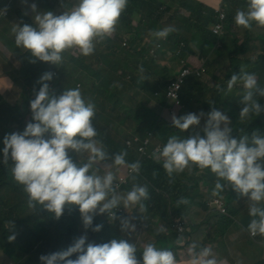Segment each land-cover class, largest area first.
<instances>
[{
	"label": "trees",
	"instance_id": "trees-1",
	"mask_svg": "<svg viewBox=\"0 0 264 264\" xmlns=\"http://www.w3.org/2000/svg\"><path fill=\"white\" fill-rule=\"evenodd\" d=\"M78 2L79 0H65L60 14L64 11H72ZM241 2L242 0H237L235 4L240 5ZM54 6L58 9V5ZM180 9H185L194 20L181 14ZM8 14L7 11V16ZM234 16L231 10L228 11L227 22L231 26L234 23ZM19 17L21 25L28 24L35 27L23 13H19ZM215 20L216 17L206 14L204 8H193L187 0H128V5L121 14L115 31L111 36L96 42L91 55L83 56L78 49H68L62 54V62L58 65L39 60L35 63L30 62L32 57L28 51L18 58L20 75L24 79L22 93L17 101L3 97L4 93L0 94V123L3 126L0 135V264H41L39 260L41 255L66 250L75 238L85 234L78 206L65 208L59 219H56L53 213L40 209L39 206L36 209L29 208L27 194L12 177L13 162L10 159L7 165L2 162L5 135L22 132L26 124L32 121L30 101L35 99L36 93L42 86L38 83L40 77L49 72L53 76L51 81H47L50 95L59 96L65 89L79 88L84 101L95 105V116L92 121L97 130L95 139L109 154V159L102 162L112 164L111 157L120 152H127L125 165L140 162L139 173L132 174L136 179L133 180L131 176L128 184L121 190L130 191L133 183L148 187L150 198L143 201L146 210L141 211L137 204L134 219L147 225L144 229L146 228V232L153 235L156 247L161 246L173 254L182 249L179 240L183 237H180L173 228L174 220L185 218L198 205L203 209L207 208V202L204 201L206 194L200 188L199 179L205 174H210L211 170H204L201 173L202 177L197 176L201 172L198 168L185 169L184 172L174 173L169 177L162 167L163 161L157 162L153 159L155 149L151 151L152 148H149L148 155L141 157L140 145L134 143L129 147L127 143L136 137L144 139L152 133L154 136L152 140L163 148L172 135L180 138L192 135L193 129L184 133L179 131L172 125V115L164 114L166 92L173 81L172 68L167 59L176 58V51L182 44H184L182 52L186 51L183 58L189 59L190 56L196 55L207 59L206 78L214 80L221 75L229 80L234 73H240L242 66L245 71L252 73L253 68H246V63L243 61L251 62V54L245 55L244 59H238L245 52V44L239 43L240 40L235 33L230 42L233 48L227 54L230 62L227 70L224 69L222 60L213 55L214 48L222 50L226 46L227 39L231 38L229 33L217 36L209 29L210 23ZM165 27H173L176 30L165 40L159 41L161 45L158 47L157 40L153 39L150 33ZM246 34L250 39L255 36L254 31L251 30ZM257 38L262 40L260 36ZM127 39L128 46L125 47L124 41ZM151 50L157 55L154 56ZM255 53L258 52H253L252 56ZM188 64L190 67L194 66L191 62ZM218 65L219 67L216 68L215 66ZM202 79L196 76L187 79L180 94L184 108L175 114L177 118L191 113L192 108H197L199 112L203 111L200 98L209 95L210 86ZM228 80L216 91L214 105L222 108L221 112L231 121V136L239 140L242 136H251L256 130L264 136L262 132L264 111L259 115L252 114L253 121L257 125L242 124L236 116L237 111L233 109L231 95L225 91ZM196 91L200 95L198 99L194 96ZM258 103L262 106L264 101ZM213 108L215 107L212 106L209 110ZM15 127L17 130L11 131ZM9 131L11 132L6 133ZM69 155L74 162L77 161L78 158L74 153L69 152ZM79 162H86V157H80ZM114 169L112 168L111 171ZM115 174L118 179L120 172ZM207 178L210 179V176L208 175ZM208 182L207 180L208 192L211 194L215 192L214 198L224 201L227 210L241 197L230 187L221 191L215 188L216 183ZM221 183L226 182L221 181ZM181 198L186 199L188 203L178 205ZM113 211L115 212V209ZM215 212V216L225 217L222 213ZM209 215L204 222L213 219L214 216L209 218ZM231 215L235 216L232 212ZM117 217L114 220L107 214L96 216L93 227L96 224H102L103 227L99 232L88 229L86 231L88 242L102 244L113 238H119L126 239L130 243V233L122 231L120 224V218L128 217L122 213H118ZM9 221L13 222V227ZM153 225L160 228L164 225L165 229L155 230L152 228ZM244 225L248 229V225ZM190 227L189 242L195 246L197 253L201 246L192 242L195 228L192 225ZM218 232H221V229L216 231L217 237L220 238ZM10 235H15V240L9 241ZM261 240L264 244V237L261 236ZM145 245L135 244L138 258ZM72 258L74 259L75 256Z\"/></svg>",
	"mask_w": 264,
	"mask_h": 264
},
{
	"label": "clouds",
	"instance_id": "clouds-1",
	"mask_svg": "<svg viewBox=\"0 0 264 264\" xmlns=\"http://www.w3.org/2000/svg\"><path fill=\"white\" fill-rule=\"evenodd\" d=\"M127 5L128 0H79L72 11L55 15L52 11H37L33 3L30 8L35 13L36 26L24 24L13 28L15 44L31 54L33 63L39 60L58 65L68 49H78L81 55L89 56L96 42L115 31ZM6 12L7 7L0 9V15ZM234 22L245 29L251 28L253 23L264 26V0H246V9L237 10ZM175 30L166 27L150 35L157 40L166 39ZM52 78L50 72L40 77L38 83L42 86L30 101L32 121L22 132L5 135L2 149V162L5 165L9 159L13 162L12 177L27 194L29 208L39 206L59 219L65 208L78 206L85 234L75 238L66 250L41 255V264H177L173 252L158 249L153 243L146 244L138 258L135 244L126 239L113 238L102 244L88 242L86 231L99 232L103 227L102 224L93 227L96 216L107 214L117 219L113 210L121 203L124 208L138 204L144 211L143 201L150 198L149 191L147 185L133 183L126 195H118L115 172L99 174V167L94 166L109 159V154L95 139L97 130L92 122L95 105L84 101L79 88L65 89L59 96L50 95L47 81ZM238 81L245 90L239 115V120L243 121L250 114L259 115L264 111L254 98L256 95L264 97V88L258 87L255 74L245 71L243 66L239 74L234 73L228 80V90ZM202 118L205 119L201 129L203 136L199 131L187 138L172 135L162 150L153 153V159L163 161L162 167L169 177L190 168L201 172L210 169L217 177L216 189L223 191L230 187L247 198L252 217L248 231L252 236L264 237V207L260 206L264 203V136L256 130L251 136L233 138L231 121L215 108L208 113H188L179 118L173 114L171 121L184 133L198 128ZM69 152L76 155L77 161L74 162ZM126 155L127 152L115 154L111 157L112 164L106 167L118 171V166L126 164ZM80 157H86V162H79ZM127 167L130 174H138L140 162ZM132 179H136L135 175ZM186 203L183 198L178 201V205ZM9 223L13 227V222ZM120 224L122 231L135 228L128 218H120ZM15 238V235L8 236L9 241ZM209 255L210 249L204 248L193 256L191 264H216L214 259H204Z\"/></svg>",
	"mask_w": 264,
	"mask_h": 264
},
{
	"label": "crops",
	"instance_id": "crops-1",
	"mask_svg": "<svg viewBox=\"0 0 264 264\" xmlns=\"http://www.w3.org/2000/svg\"><path fill=\"white\" fill-rule=\"evenodd\" d=\"M187 1L189 2V4H191V6L193 8L196 7L192 0H187ZM213 1H215V0H213ZM236 1L237 0H217L216 4L213 5L214 6L213 10H209V9H206L205 7H201V8L205 9L206 14L213 16V17H216V20L214 22L210 23V25H209L210 30H211L212 24H214L218 20V9L221 6H223L225 8V11H226L225 26H224V32L222 35L229 33L231 35V38L227 39L226 46L224 48H222V50L213 51V55L219 57L222 60L224 69L227 70V68L230 65V62L227 59V54L233 48V46L230 42H232V37H233V34L235 33L236 37L240 40L239 43L242 45L245 44V52H243L238 57V59L239 58L244 59L245 55L247 56V55L251 54L250 55L251 62H250V60H247V61L243 60V61L246 63V68L247 67L253 68L252 73H254L256 78H257L258 87L264 88V26H258L257 24L253 23L251 28L245 29L243 27L237 26L235 24V22L233 23L232 26L230 24H228V22H227L228 11L231 10V14L235 15L237 10L246 9V0H242L240 5L235 4ZM196 8H199V7H196ZM236 8H239V9L236 10ZM248 30L254 31V33H255V36L252 39L248 38V35L246 34ZM222 35H217V36H222ZM259 36L262 37L263 41L261 39L257 38ZM152 38L155 39L153 36H152ZM155 40H157V39H155ZM162 40L163 39L157 40L158 47L160 45L159 41H162ZM127 46H128V39H127V45L125 47H127ZM253 52H258V53L257 54L255 53V55L252 56ZM151 53L154 56L157 55L156 52H154L153 50H151ZM175 57L176 58L168 57V59H167L169 66L172 68L173 80L177 76V74L179 73V71L181 69L186 68V67L187 68L190 67L188 64L190 62L193 63V65H194L192 68L200 67L201 63L203 62L204 67H205V72H207V69H208L207 64H206L207 59H204L205 57L192 55V56H190L189 59H185V58H183L182 55L178 56L177 51H176ZM205 72L200 76L190 75L189 77L196 76V77L202 78L204 76ZM225 74H227V72ZM19 78H20V75L19 76L17 75L16 77H14L11 74V72L5 71L3 69V66L0 65V80L3 81V84L6 86V88H4L2 92H4V96L6 98H8V99L12 98L14 91L16 89V84L19 83L18 81L16 83V80H18ZM202 80L203 81L206 80L209 83V86L213 85V87L210 86L209 95L206 98H200V100L203 103L202 104V109H203L202 112L208 113L211 111L209 109H211L212 106H214L215 108H220V107H217L214 105L215 97L217 94L216 91L219 89L218 87H215V86L220 87L228 79L225 76L222 77L220 75L219 77L215 78L214 80H212L208 77L203 78ZM22 83H24V79H23ZM225 91L227 94H230L232 99H233V104H234L233 109L235 111H237L236 116L239 120L240 111L244 106L241 103L242 97H243L244 92H245V90L243 88V84H242V82H237V84L234 85V87L231 89V91H229L228 88L225 89ZM156 95H158V97H159L158 93ZM194 96L196 97V99H198V97H200V95L198 94L197 91L194 93ZM166 98H167V92H166ZM254 98L258 102L264 101V97H260L258 95L254 96ZM179 106H181V107H179ZM179 106L175 107V103L170 102L167 98V101L164 105V108L166 107V110H164V114L169 113L170 115H173V114H176V113L182 111L184 106H183V102L181 103V99H180V105ZM262 107H264V103H262ZM219 111H222V108H220ZM191 113L199 114L200 112L197 108H192ZM261 116H263V115L261 114ZM261 118H263V117H261ZM239 121L242 124H249L250 126L257 125L253 121L252 114H250L243 121H241V120H239ZM204 123H205V119L202 118L201 125L197 129L200 133L202 132L201 129H202ZM230 127H231V124H230ZM13 130L15 131V130H17V128L15 127L11 131H13ZM197 130L196 129L192 130V134H194V132ZM11 131H9V132H11ZM262 132H264V131H262ZM154 149L155 148H152L151 151H153ZM98 166H100V165H95V167H98ZM99 169H100V173L104 174V172H106L105 170H103L101 168H99ZM121 174H122V172H120L119 176ZM208 175L210 176V179L207 178ZM203 178H207V180L212 184H215L217 182V177L212 172L210 174H205ZM126 193H127L126 191L117 192L118 195H126ZM246 205L248 206V203ZM120 207H123L122 203L118 208H120ZM136 207H137V205L133 209L134 211L136 210ZM213 212H215V210ZM230 212L235 214L236 219L238 221H240L241 227H237V226L233 225L231 223V220L228 217L223 218L221 216H214L213 219H211V220L207 219V221L204 222L206 217L210 213H212V210H210L208 207L206 209H203V208H201V206L198 205V207H196L193 211H191L189 219L192 223L191 225L195 228V230L192 233V235H193L192 242H196L197 244H199L201 246V248L196 253V249H195V247H193L194 245L189 242L190 236L188 238L183 237V239H181L182 244L180 245V246H182V249H179L174 253L177 264H191V260H192L193 256L200 253L204 248L210 249V255L208 257H205L204 259H214L216 261V264H241V262L246 260L245 254L242 253L241 251H239L237 249V247H235V246H236V244L238 245L240 243V241L244 237L246 231L249 233L248 229L245 227L244 224L249 225L252 217L249 216V210L247 209V214L241 218H238V216H240L242 214L240 211V206L237 205V203H235V202H233L231 208L229 210H227V215ZM125 216L128 217L130 224H133V225L141 224L139 221L134 219L133 215H131L127 211H125ZM210 221H211L212 227H215L217 225L215 227V231L211 234L209 233L211 227H208ZM220 224H221V226H220ZM144 227H147V225L145 224ZM220 229H221V237L218 238L216 235V231L220 230ZM234 230L238 231L237 236H235L236 239H234V235H236L234 233ZM125 231L127 233H130V235H131V230H125ZM143 233H146V228L138 231L134 236H132V238L129 235L130 243L137 244V242H136L137 238L139 237L140 234H143ZM124 235H126V234H124ZM249 235L252 238L250 233H249ZM255 238H252V239H255ZM155 242H150V243L155 244ZM146 244H148V243H146ZM260 244L264 246V244L261 241H260ZM157 248L164 250L161 247H157ZM235 249L237 251H239L236 254V256L234 254ZM262 261H264V257H262L261 262Z\"/></svg>",
	"mask_w": 264,
	"mask_h": 264
},
{
	"label": "rangeland",
	"instance_id": "rangeland-1",
	"mask_svg": "<svg viewBox=\"0 0 264 264\" xmlns=\"http://www.w3.org/2000/svg\"><path fill=\"white\" fill-rule=\"evenodd\" d=\"M46 1H47V4H46ZM192 1L196 7H199V8L205 7L206 9H209V10H213L214 9L213 5L216 4V2H217V0H215V1H213V0H192ZM64 2H65V0H27V3H24L23 0H0V9L7 7V11L9 13L8 16L0 18V65L3 66V69L5 71L11 72V74L14 77H16L17 75L19 76L20 75V65H19L17 60L19 57H21L22 55H24L27 52V50H25V49L17 48V46L15 44V35L12 31L13 28L22 26L20 23L19 13H23L24 16L26 18H28L34 24L33 19H34L35 13H33L31 8H30L31 4H33V3L36 4L37 11H41V12L42 11H52L55 15H59L60 9L62 8V4ZM54 5H58V9H56ZM75 6H77V5H75ZM179 12L181 14L189 17L192 21L194 20V17L190 16V14L185 9H180ZM195 32H197V30ZM183 47H184V44H182L181 47L178 48V50H177L178 56H180V55L184 56L186 51L183 53L181 52ZM216 50L217 49L214 48L213 51H216ZM215 67L218 68L219 65L215 66ZM203 68L205 69L204 64L202 62L200 67H195V68L191 67L190 69L202 70ZM207 73H208V70H207V72H205V74L202 78H206ZM17 81L19 83L16 84V89L14 91L12 98H11V100H13V101H17V99H19V97L22 93L23 78L21 77V75ZM210 86L213 87V85H210ZM4 88H6V86L3 84V81L0 80V94L4 93V92H2ZM3 97H5L4 94H3ZM5 100H7V99H5ZM179 107H181V106H179ZM197 129L198 128H196V130ZM2 131H3V126L0 123V135H1ZM6 133H10V132H6ZM200 134H203V133H200ZM155 146L157 147L159 145L153 141L150 148H155ZM98 165H100V166H98L99 168H101L105 171H109L112 169V168L106 167V165H110L109 163H106V162H99ZM127 169H128L127 165H124V166H120L118 168V171L116 169H114V171L123 173ZM201 173L202 172H200L197 176L202 177L203 175ZM99 174L102 175L103 173L99 172ZM206 182H207V178L199 179L200 188L202 189L203 193L206 194L204 201L207 202V207L210 210H212V213H210L209 218H212L213 216L216 215V212H213V211L214 210L218 211L216 208L217 204H215V200L218 198H214L215 195L208 192L209 186L206 185ZM223 203L225 205L224 201H223ZM247 203H248V201H247V198H245V197H243V198L240 197V199L237 200V205L240 206V211L242 214V215L238 216V218H241L247 214V209H248V206L246 205ZM135 206L136 205H130L128 208L120 207L119 209L123 210L122 214H125V211H127L131 215L134 216V210L133 209L135 208ZM262 206H264V203L261 204V207ZM217 207L220 208L219 205ZM190 214H191V212L189 213L188 216L187 215L185 216V222L189 225L192 224L190 219H189ZM100 216H102V215H100ZM224 216L228 217L231 220V223L233 225H235L237 227H241L240 221H238L235 216H232L231 212L228 215H224ZM208 227H211L210 232H209L210 234L215 231V227H212L211 221H210ZM152 228L155 230L165 229L164 225L161 228L156 226V225H153ZM142 229H144V225L142 223L139 225L135 224V228L131 229L130 237L132 238V236H134L138 231H140ZM178 232L180 233L179 229H178ZM234 233L236 234V235H234V239H236L235 236H237L238 231L234 230ZM189 234L190 233L185 234V235H183V237L188 238ZM218 234L221 236V232H218ZM252 238H255V239H252ZM252 238L250 237L249 233L246 231L245 235L241 239L240 243L238 245L236 244V246H235V247H237V249L239 251H241L242 253L245 254L246 260L241 262V264H258V263H261L262 257H264V246L260 244V241L262 242L261 236L258 234L256 236H252ZM190 239H191V236H190ZM136 242L146 244V243H150V242H155V239H154L153 235L146 232V233L140 234L139 237L137 238ZM181 244H182V241L180 239L179 245H181ZM161 248H163V247H161ZM239 251H237L236 249L234 250L235 256ZM262 262H264V261H262Z\"/></svg>",
	"mask_w": 264,
	"mask_h": 264
},
{
	"label": "built area",
	"instance_id": "built-area-1",
	"mask_svg": "<svg viewBox=\"0 0 264 264\" xmlns=\"http://www.w3.org/2000/svg\"><path fill=\"white\" fill-rule=\"evenodd\" d=\"M7 16V12L4 15H0V17ZM225 19H226V11L223 6H221L218 9V20L211 26V30L216 35H222L224 32V26H225ZM124 45H127V40L124 41ZM205 72V69L202 70H192L190 68H183L179 71L176 78L170 83L168 90H167V98L170 102L175 103V107H178L180 105V94L183 89L184 84L186 83L187 78L190 75H197L200 76ZM166 110V107L164 108ZM154 133V132H153ZM154 138L153 134L150 133L147 137L144 139H141L139 137H136L133 141H129L127 145L131 147L134 143H138L139 146V153L141 157L148 155V150L152 144V139ZM157 149L162 150V146H157L154 150V152ZM151 158V156H149ZM134 174V173H133ZM132 174L129 173V169H127L125 172H123L118 179L114 181V183L119 184V188L117 189V192H120L123 188V186L127 185L129 182L130 177ZM215 204L217 206L219 205L220 208H217L218 212L222 213L223 215H227V207H225L224 203L220 199L215 200ZM116 215L118 213H123L122 209H115ZM112 217V216H111ZM173 228L176 229L178 235L180 237H183V235L188 234L191 232V227L189 224L185 222V218H177L174 220ZM178 229L180 230V233L178 232Z\"/></svg>",
	"mask_w": 264,
	"mask_h": 264
}]
</instances>
